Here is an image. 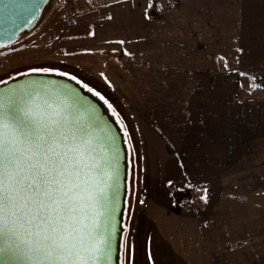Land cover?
Segmentation results:
<instances>
[{
    "label": "rangeland",
    "instance_id": "374dc122",
    "mask_svg": "<svg viewBox=\"0 0 264 264\" xmlns=\"http://www.w3.org/2000/svg\"><path fill=\"white\" fill-rule=\"evenodd\" d=\"M147 1H150L148 9L153 3H157L162 9L159 18L165 9L191 3V0H181L175 5H171L169 0ZM231 1L227 0L228 3H225L229 4ZM64 2L65 0H49L43 17L33 30L24 33L14 44L0 48V85L28 74L57 75L58 72H66L75 76L76 80L81 82L80 86L87 85L82 86L85 90L91 88L93 92L90 93H99V96L93 95L101 100L121 127L128 150V188L120 260L126 252L124 245H131L134 250L131 264H222L224 260L229 261L232 257L236 260L249 257L227 250L230 244L243 242L248 250L256 253V259L260 256L261 262H264V140L261 149H255L260 151L258 168L253 169L255 172L248 171L244 166L245 171L237 168L238 166L230 171H222L221 181L225 180L227 185V195L219 210L225 217L223 221L220 218L215 219L211 221L210 227L202 223L199 226L201 231L198 232L189 224V235L184 236L187 239L183 243L186 248L182 247L176 240V230H184L187 227V219L176 214L195 213L207 204L205 203L202 209L195 208L192 188L196 186H187L191 183L190 174L199 167L193 165L189 157H185L180 165V157L174 155L173 108L129 107L128 104L132 102L125 100L120 92L114 91L110 83L112 73H140V69L147 67L142 64L146 57L142 51V41L134 37L127 38L126 34L118 40L112 38L110 20L103 19L113 12L126 10L130 4L119 0H90L91 6L87 10L78 12L71 18H64L60 14ZM233 3L238 5H225L226 7L212 10L227 29L226 35L223 32L217 35L219 38L210 40L212 51H223L226 47L223 41L226 40L229 41V49L239 48L241 40H246L242 30L253 26L251 23L254 21L264 19V0H235ZM96 24L103 25L95 26ZM124 28L126 30L129 27L125 25ZM222 29L224 30V27ZM225 37L227 39H224ZM214 56L213 67L217 69L219 59L223 58L224 64L225 61L228 62L219 51ZM259 62L264 67V59H247L245 65L249 69L253 63ZM43 69L49 71H35ZM225 69L227 71L229 67ZM230 77H226L227 81ZM247 77L251 91L258 88L256 85L264 88V74ZM223 78L225 77L221 76V80ZM129 94L135 102L144 103L151 96V92H139L134 89ZM146 94L147 97L142 96ZM153 94L160 95L161 92ZM247 166L252 169L251 165ZM219 171L221 170L216 173ZM254 178L256 181L261 178L263 183L260 188L256 182L258 187L254 190L260 194V198L255 200L245 195L247 188L243 185L246 183L244 179ZM199 183L207 184H194ZM202 189L201 196H204L205 189L207 190L210 202L208 207L211 208V198L217 195L219 189ZM200 213L206 215L209 211ZM222 223L227 225L228 229L237 230L238 234L220 233V228L215 224Z\"/></svg>",
    "mask_w": 264,
    "mask_h": 264
},
{
    "label": "crops",
    "instance_id": "0c3cea01",
    "mask_svg": "<svg viewBox=\"0 0 264 264\" xmlns=\"http://www.w3.org/2000/svg\"><path fill=\"white\" fill-rule=\"evenodd\" d=\"M234 1L226 4L227 0H191L190 5L181 4L165 9L160 18L152 20L147 14L150 1L119 0L130 5L126 10L113 12L103 18L110 20L112 38L118 40L126 34L127 38L140 39L143 43L142 51L146 55L142 64L147 67L140 69V73L111 74L113 90L132 102L128 104L129 107L173 108L174 155L180 157V165L185 157H189L191 163L199 167L190 174L191 183L187 186L219 189L216 190L217 195L211 198V208L208 207V202L201 211L176 214L187 219V227L176 230V240L184 248L183 243L187 239L184 236L189 235V224L198 232L201 231L199 226L202 223L210 227L211 221L218 218L223 221L225 218L223 212L219 211L227 195L225 180L221 181L222 171H230L238 166L240 170L245 167L248 171L255 172L253 169L258 168L260 162V151L255 149L260 150L264 140V98L249 97L240 101L238 86L240 72L247 76L264 74V67L260 62L253 63L249 69L245 65L247 59H264V19H258L251 23L253 26L242 30L246 40H241L239 48L229 49L227 40H221L226 46L224 52L219 49L212 51L210 47L211 39L219 38L217 35L223 32L227 34L225 24L217 19L212 10L225 5H238ZM125 25L129 27L126 30ZM135 47L138 48V45ZM218 51L228 61L229 70L225 72L213 67L214 55ZM221 76L225 78L221 80ZM229 76L231 77L227 81L226 77ZM133 89L151 92V96L145 103L135 102L129 94ZM158 92L161 94H153ZM167 92L170 94H166ZM142 96L147 97L148 94ZM218 170L221 171L216 173ZM244 181L246 183L243 185L247 188L245 195L253 200L260 198V194L254 189L258 187L256 182L261 188L262 179ZM196 182L207 184H194ZM204 211H209V214L200 213ZM216 225L220 228V233L238 234L237 230L228 229L224 223ZM235 243L230 244L228 252L249 257L241 260L232 257L222 264H264L261 262L262 257L256 259V253L248 250L243 242ZM247 251L249 253L244 254Z\"/></svg>",
    "mask_w": 264,
    "mask_h": 264
},
{
    "label": "snow or ice",
    "instance_id": "6c2138e0",
    "mask_svg": "<svg viewBox=\"0 0 264 264\" xmlns=\"http://www.w3.org/2000/svg\"><path fill=\"white\" fill-rule=\"evenodd\" d=\"M82 109L55 90L0 94V264H112L120 150L114 137L101 145ZM124 247L118 264H131Z\"/></svg>",
    "mask_w": 264,
    "mask_h": 264
},
{
    "label": "water",
    "instance_id": "95a60500",
    "mask_svg": "<svg viewBox=\"0 0 264 264\" xmlns=\"http://www.w3.org/2000/svg\"><path fill=\"white\" fill-rule=\"evenodd\" d=\"M49 0H0V48L7 47L18 41L21 36L33 30L43 17L45 6ZM37 87L46 91L68 93L73 98H78L83 105L85 117L89 113L94 118L93 132L99 138L101 145L111 142L119 151L120 158V190L117 198L116 219L119 221V231L113 241V261L118 264L121 253L122 224L126 208L128 188V150L121 127L110 114L107 107L92 93L85 90L75 81L66 77L52 74H28L0 85V94H7L12 89ZM79 106V105H78ZM82 109V111H83Z\"/></svg>",
    "mask_w": 264,
    "mask_h": 264
},
{
    "label": "trees",
    "instance_id": "16d2710c",
    "mask_svg": "<svg viewBox=\"0 0 264 264\" xmlns=\"http://www.w3.org/2000/svg\"><path fill=\"white\" fill-rule=\"evenodd\" d=\"M108 1V0H106ZM171 5H175L181 0H169ZM91 6L90 0H65L64 5L60 9V14L64 18H71L78 12L87 10ZM162 14V9L157 3H153L148 9V17L150 19H157ZM219 68L222 72L226 71L223 59H219ZM242 85V86H241ZM264 98V88L258 87L251 91L249 78L241 76L239 79L238 98L243 101L249 97ZM203 187L196 186L192 188V201L195 208H203L205 202L201 199Z\"/></svg>",
    "mask_w": 264,
    "mask_h": 264
}]
</instances>
